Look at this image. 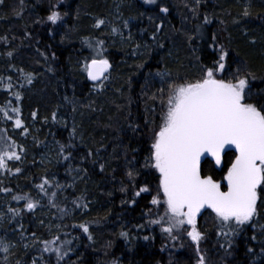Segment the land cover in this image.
<instances>
[{
	"label": "trees",
	"instance_id": "1",
	"mask_svg": "<svg viewBox=\"0 0 264 264\" xmlns=\"http://www.w3.org/2000/svg\"><path fill=\"white\" fill-rule=\"evenodd\" d=\"M221 46L217 78L239 69L249 102H262L264 0H0V151L19 154L0 168V264H199L201 253L205 264H264V190L258 214L227 238L215 211H201L197 244L187 223L164 229L147 159L157 90L199 78ZM105 56L110 72L90 84L85 62ZM234 158L202 174L226 184Z\"/></svg>",
	"mask_w": 264,
	"mask_h": 264
},
{
	"label": "snow or ice",
	"instance_id": "2",
	"mask_svg": "<svg viewBox=\"0 0 264 264\" xmlns=\"http://www.w3.org/2000/svg\"><path fill=\"white\" fill-rule=\"evenodd\" d=\"M59 16V12L53 11L49 19L56 21ZM103 23L102 19L97 20V25ZM227 56L228 52L221 46L220 58L213 62L215 66L207 67L199 78L179 83L173 80L157 90L164 110L160 113V123L152 130L147 159L154 162L159 172L168 220L164 229L171 233L187 223L191 226L188 235L197 244L203 235L197 228V216L205 206L214 209L220 233L227 238L258 214L257 204L264 190V98L259 104L249 102V76L241 74L239 69L230 79L217 78V74L225 70ZM84 67L93 80H98L110 67V62L106 56L92 58ZM31 76L25 73L29 82ZM160 76L163 78L165 73L161 72ZM16 123L21 125L23 121L17 118ZM233 146L236 155L224 174L226 184L211 174H202L206 165H220L226 151L233 150ZM18 155L15 151H0V168L7 167V157L18 158ZM129 175H132L131 170ZM153 202H159V194ZM26 207L34 208L35 202L29 200ZM83 228L87 231L88 225ZM121 234L127 235L126 232ZM4 251H8L7 244ZM56 251L59 253L60 249ZM199 264H205L203 253Z\"/></svg>",
	"mask_w": 264,
	"mask_h": 264
},
{
	"label": "water",
	"instance_id": "3",
	"mask_svg": "<svg viewBox=\"0 0 264 264\" xmlns=\"http://www.w3.org/2000/svg\"><path fill=\"white\" fill-rule=\"evenodd\" d=\"M90 61V60H89ZM111 70V64H110V67L109 68H107L106 70H105V72H104V75L102 76V77H100L98 80H93L89 75H88V73H86V78H87V81L89 82V83H91V84H97V83H99V82H101L102 80H103V78L109 73V71ZM233 152L235 155H236V153H235V151H234V146H233V150H227L226 152ZM207 207H210V206H205V208H207ZM204 208V209H205ZM203 210V209H202Z\"/></svg>",
	"mask_w": 264,
	"mask_h": 264
},
{
	"label": "rangeland",
	"instance_id": "4",
	"mask_svg": "<svg viewBox=\"0 0 264 264\" xmlns=\"http://www.w3.org/2000/svg\"><path fill=\"white\" fill-rule=\"evenodd\" d=\"M11 134H12V135H15V136H17V137H18V135H19L18 132H14V131H11Z\"/></svg>",
	"mask_w": 264,
	"mask_h": 264
}]
</instances>
